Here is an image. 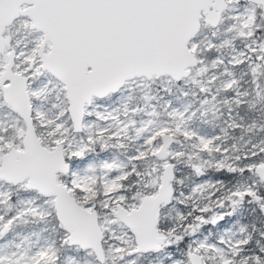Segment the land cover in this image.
I'll return each instance as SVG.
<instances>
[{"label": "snow or ice", "instance_id": "6c2138e0", "mask_svg": "<svg viewBox=\"0 0 264 264\" xmlns=\"http://www.w3.org/2000/svg\"><path fill=\"white\" fill-rule=\"evenodd\" d=\"M0 264H264V0H0Z\"/></svg>", "mask_w": 264, "mask_h": 264}]
</instances>
